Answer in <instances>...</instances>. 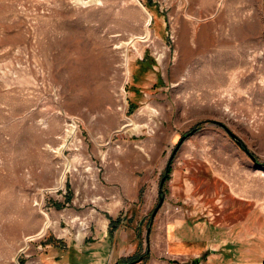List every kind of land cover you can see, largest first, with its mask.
Masks as SVG:
<instances>
[{
	"label": "rangeland",
	"instance_id": "rangeland-1",
	"mask_svg": "<svg viewBox=\"0 0 264 264\" xmlns=\"http://www.w3.org/2000/svg\"><path fill=\"white\" fill-rule=\"evenodd\" d=\"M186 182L264 216V0H0V264Z\"/></svg>",
	"mask_w": 264,
	"mask_h": 264
},
{
	"label": "crops",
	"instance_id": "crops-1",
	"mask_svg": "<svg viewBox=\"0 0 264 264\" xmlns=\"http://www.w3.org/2000/svg\"><path fill=\"white\" fill-rule=\"evenodd\" d=\"M176 187L155 216L162 189L150 195L122 183L106 188L80 216L90 230L57 235L54 264H264L257 207L237 200L214 214L191 184Z\"/></svg>",
	"mask_w": 264,
	"mask_h": 264
},
{
	"label": "water",
	"instance_id": "water-1",
	"mask_svg": "<svg viewBox=\"0 0 264 264\" xmlns=\"http://www.w3.org/2000/svg\"><path fill=\"white\" fill-rule=\"evenodd\" d=\"M232 137L235 138V136L231 133ZM252 158L254 159V161H256V158H254V156H252ZM163 203V199L160 200V202L158 203L157 207L155 208L154 212H153V216L156 215L158 209L160 208V206L162 205ZM119 264V263H118Z\"/></svg>",
	"mask_w": 264,
	"mask_h": 264
},
{
	"label": "trees",
	"instance_id": "trees-1",
	"mask_svg": "<svg viewBox=\"0 0 264 264\" xmlns=\"http://www.w3.org/2000/svg\"><path fill=\"white\" fill-rule=\"evenodd\" d=\"M170 171V168H167V172H169ZM113 222V221H112Z\"/></svg>",
	"mask_w": 264,
	"mask_h": 264
}]
</instances>
